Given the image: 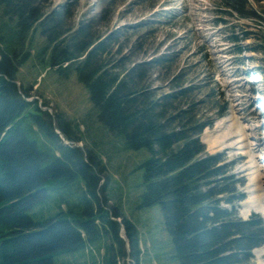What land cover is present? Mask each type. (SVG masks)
Instances as JSON below:
<instances>
[{
    "label": "trees",
    "instance_id": "trees-1",
    "mask_svg": "<svg viewBox=\"0 0 264 264\" xmlns=\"http://www.w3.org/2000/svg\"><path fill=\"white\" fill-rule=\"evenodd\" d=\"M222 1L239 17L264 19L249 0ZM46 7L45 0H0V264H54V254L74 253L86 240L92 242L103 235L117 245L111 244L107 264H119L127 256L119 223L101 207L95 213L89 203V219L84 221L52 218L36 222L29 214L46 196L47 190L42 188L51 179L66 176L71 181L81 175L91 197L99 184L94 160L90 157L88 163L84 151L73 145L58 146L60 138L49 113L41 111L37 102L28 103L24 96L29 98L30 93L21 95L15 84L16 45L38 25L54 44L51 67L67 69L76 63L78 79L88 89L99 121L112 134L124 136L130 149L148 150L150 157L141 165L145 190L139 207H160L179 264H251L253 250L264 245V222L258 215L248 220L239 217L238 203L245 196L237 187L242 180L230 174L226 164L220 165L223 157L209 154L201 141L212 123L195 120L191 108L172 106V96L156 98L145 84L143 64L123 73L117 63L108 67L105 59L116 40L114 35L92 39L84 21L71 34L72 29L65 26L73 15L69 4L45 17ZM28 58L24 54L18 64ZM165 61L158 59L155 65ZM32 105L41 112L32 114ZM61 123L62 133L75 141ZM35 126L55 143L54 149L42 150L29 139L27 128L35 132ZM123 224L130 259L139 264L136 228L127 219Z\"/></svg>",
    "mask_w": 264,
    "mask_h": 264
},
{
    "label": "rangeland",
    "instance_id": "rangeland-1",
    "mask_svg": "<svg viewBox=\"0 0 264 264\" xmlns=\"http://www.w3.org/2000/svg\"><path fill=\"white\" fill-rule=\"evenodd\" d=\"M45 2V17L58 6L69 4L73 15L65 26L72 29L71 34L84 21L92 39L103 40L114 35L116 40L105 59L108 67L117 63L123 73L134 65L143 64L147 72L145 84L154 91L156 98L172 96V106L191 108L195 120L212 123L204 130L201 141L208 153L223 157L220 165L226 164L230 174L242 180L237 188L245 200L240 201L237 208L239 217L246 220L243 205L249 198V178L241 172V167L247 157L221 148L219 137L229 129L224 127L219 132L216 129L235 112L241 118L247 117L245 124L259 129L257 138L264 137V120L254 105L258 97H264V19L239 17L226 8L222 0ZM249 2L264 18V0ZM67 44L68 41L60 48ZM16 46L18 61L29 54L22 65L14 62L18 66L15 82L21 94L29 92L28 101L37 102L39 108L46 109L45 112L52 116L54 132L55 128L61 131L58 126L61 121L76 139L73 145L84 151L86 161L90 163L91 157L98 165L94 168L99 177L94 197L87 191L81 175L71 181L66 176L51 179L42 188L47 190L46 196L29 211L31 218L36 222L52 218L84 221L89 219L86 211L91 203L95 213L101 207L110 218L114 213L119 214L114 218L120 229L125 219L134 225L141 249L139 264H179L160 207H139L145 190L141 165L150 157L148 150L130 149L124 136L112 134L99 121L90 93L78 79L76 63L63 70L51 67L54 44L41 34L39 25ZM158 59L166 61L156 66ZM183 90L191 91L181 95ZM29 111L32 114L41 112L33 105ZM34 130L27 128L29 139L36 141L42 150L48 146L55 148V143L45 138L36 126ZM211 132L213 139L218 141L212 146L205 141V135ZM56 144L64 143L60 138ZM56 154L61 156L58 150ZM222 205L228 206L224 202ZM250 213L255 214L254 211ZM111 244L117 247L110 236L103 235L92 242L86 240L84 247L74 253L54 254L53 261L54 264H107ZM124 247L127 256L119 264H135L130 259V245L124 242ZM260 261H264V256L256 257L254 251L251 264Z\"/></svg>",
    "mask_w": 264,
    "mask_h": 264
},
{
    "label": "bare ground",
    "instance_id": "bare-ground-1",
    "mask_svg": "<svg viewBox=\"0 0 264 264\" xmlns=\"http://www.w3.org/2000/svg\"><path fill=\"white\" fill-rule=\"evenodd\" d=\"M247 121V117L241 118L237 113L232 112L229 118L219 123L216 131L219 132L224 127L228 128V133L223 132L219 137L220 147L243 153L247 157L246 163L241 167V172H244L249 178L247 187L249 198L243 205V208H245L243 210L244 215L248 216L251 211H254L264 217V137L257 138L256 132L259 129L256 127L251 128L245 124ZM251 133H255V136ZM205 141L211 146L218 144V141L213 139V132L205 135ZM215 148L217 149L218 145ZM255 255L259 258L263 257L264 246L256 249ZM258 264H264V261H260Z\"/></svg>",
    "mask_w": 264,
    "mask_h": 264
},
{
    "label": "water",
    "instance_id": "water-1",
    "mask_svg": "<svg viewBox=\"0 0 264 264\" xmlns=\"http://www.w3.org/2000/svg\"><path fill=\"white\" fill-rule=\"evenodd\" d=\"M18 85V84H17ZM33 100V99H32ZM46 110V109H45ZM61 138V140L66 144V145H70L71 143L69 141H67L65 135L60 131V130H57L56 128V131H55ZM113 221H116L118 222L117 219L115 218H112ZM120 237L124 240V242L127 244V246L129 247V241H128V238L126 236V232H125V227L124 225H121V229H120ZM130 251V250H129Z\"/></svg>",
    "mask_w": 264,
    "mask_h": 264
}]
</instances>
